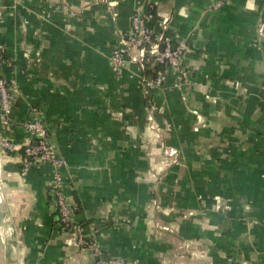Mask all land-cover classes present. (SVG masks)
<instances>
[{
    "label": "crops",
    "instance_id": "obj_1",
    "mask_svg": "<svg viewBox=\"0 0 264 264\" xmlns=\"http://www.w3.org/2000/svg\"><path fill=\"white\" fill-rule=\"evenodd\" d=\"M146 6L182 49L160 85L110 67ZM0 47V264H97L58 222L51 163L23 155L34 119L107 257L264 264V0H0Z\"/></svg>",
    "mask_w": 264,
    "mask_h": 264
},
{
    "label": "built area",
    "instance_id": "obj_2",
    "mask_svg": "<svg viewBox=\"0 0 264 264\" xmlns=\"http://www.w3.org/2000/svg\"><path fill=\"white\" fill-rule=\"evenodd\" d=\"M152 20V14H144L135 11L130 20V30L125 38H120L118 44L113 47L110 53V67L114 73H118L128 63L136 64L141 70L144 68L148 57H153L158 63L171 66L180 71V59L182 49L176 47L171 39L164 37L167 29V18L160 22V29L154 30L148 23ZM162 43V47L160 44ZM133 54H129L130 50ZM2 49L0 47V116L9 119L11 112V90L13 80H8L1 74ZM143 85H160L162 82L161 73L154 78L142 74ZM34 136V143H28L22 147L23 155L33 158L47 160L52 165L51 189L56 203V210L59 224L64 230L72 233L77 246L81 250H87L96 258L97 264H124L119 258L107 257L100 249L93 237L87 236L83 227L75 223L72 217V208L63 193L64 179L61 167L66 163L62 158L54 157L51 154L47 142V133L44 125L38 119L22 123ZM0 145L9 151L15 149L14 144L0 135ZM25 169L28 160H24Z\"/></svg>",
    "mask_w": 264,
    "mask_h": 264
},
{
    "label": "trees",
    "instance_id": "obj_3",
    "mask_svg": "<svg viewBox=\"0 0 264 264\" xmlns=\"http://www.w3.org/2000/svg\"><path fill=\"white\" fill-rule=\"evenodd\" d=\"M144 14H152L153 12L151 10V8L149 6H146L145 10L143 11ZM149 25V23H148ZM150 26V25H149ZM169 31H165L164 32V37L169 36ZM160 47H162V43L160 44ZM165 64L163 63H157L153 57H148V59L145 61V65L144 68L141 70V73L144 76L150 77V78H154L156 75H158L160 72H162V70L164 69ZM57 219H58V215H57ZM59 222V219H58ZM81 225V224H80Z\"/></svg>",
    "mask_w": 264,
    "mask_h": 264
},
{
    "label": "rangeland",
    "instance_id": "obj_4",
    "mask_svg": "<svg viewBox=\"0 0 264 264\" xmlns=\"http://www.w3.org/2000/svg\"><path fill=\"white\" fill-rule=\"evenodd\" d=\"M76 243V242H75ZM76 246H77V244H76ZM78 247V246H77ZM79 248V247H78ZM80 249V248H79Z\"/></svg>",
    "mask_w": 264,
    "mask_h": 264
}]
</instances>
